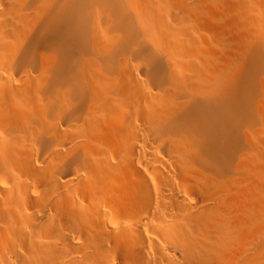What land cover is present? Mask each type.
Masks as SVG:
<instances>
[{"label": "bare ground", "instance_id": "6f19581e", "mask_svg": "<svg viewBox=\"0 0 264 264\" xmlns=\"http://www.w3.org/2000/svg\"><path fill=\"white\" fill-rule=\"evenodd\" d=\"M263 26L264 0H0V264H264Z\"/></svg>", "mask_w": 264, "mask_h": 264}, {"label": "rangeland", "instance_id": "374dc122", "mask_svg": "<svg viewBox=\"0 0 264 264\" xmlns=\"http://www.w3.org/2000/svg\"><path fill=\"white\" fill-rule=\"evenodd\" d=\"M92 20V21H91ZM90 21L92 22H89V24L90 25H88V27L90 28V33H92V32H95V31H99V32H101V31H103L107 26H108V24H106L105 22H106V19H99V18H94V20L93 19H91ZM100 20V21H99ZM126 22L128 21V23H126V25H128V24H131V25H129V26H133L135 23H137V21L139 22L140 20H136V17H133V20L132 19H130V20H125ZM133 24V25H132ZM105 25V26H104ZM110 25V24H109ZM112 27H114V26H112ZM91 29H92V31H91ZM115 29V28H114ZM118 29V28H117ZM120 33V32H119ZM261 33H264V26L262 27V32ZM89 42V41H88ZM90 46H92V44L89 42L88 43V45H86V44H84V46H83V44H82V48L83 49H85V50H90L91 49V47ZM245 83H247V82H245Z\"/></svg>", "mask_w": 264, "mask_h": 264}]
</instances>
